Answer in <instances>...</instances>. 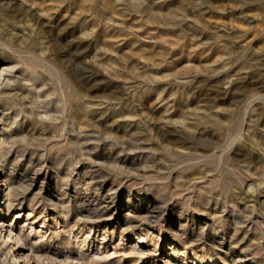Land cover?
<instances>
[{"label": "rangeland", "instance_id": "1", "mask_svg": "<svg viewBox=\"0 0 264 264\" xmlns=\"http://www.w3.org/2000/svg\"><path fill=\"white\" fill-rule=\"evenodd\" d=\"M1 68L2 238L52 264H264V0H0Z\"/></svg>", "mask_w": 264, "mask_h": 264}, {"label": "bare ground", "instance_id": "2", "mask_svg": "<svg viewBox=\"0 0 264 264\" xmlns=\"http://www.w3.org/2000/svg\"><path fill=\"white\" fill-rule=\"evenodd\" d=\"M38 18H39V16H38ZM43 26H45V25H43ZM4 72H5V70L1 68V70H0V80L2 79V73H4ZM239 136H240V128H238V130H237V134H236V137H234V141H238L237 139L241 137V136L240 137ZM3 137H4V135L2 133H0V140ZM238 157L241 159V162L243 163V166H244L243 169L245 170V172L247 174H249L250 176H255V173H252V172H254V170L257 169L255 167V165H258V163H260V161L258 160V158H255L254 159L251 154H247V155L240 154V155H238ZM252 169H254V170L251 171ZM261 174L262 173L259 172V176H261ZM261 179L264 180L263 177ZM0 182H2V184H0V192H2L4 194L5 193L8 194V196H7L6 199L0 198V214H2L3 209L6 210V212L7 211H11L12 210V206L14 204H17V205H20L21 206L22 200H19L18 194L11 192V188L10 187L12 185L9 186V183L7 182V179L3 175L2 172H0ZM4 182H6V184H3ZM258 188H262V187L259 185ZM105 195L106 194H104V197H105ZM260 203H261V200H259V203H258L259 206L261 205ZM33 206L34 205H30V207H33ZM108 206L109 205H107V204L104 207H102V206L100 207V205L99 206L98 205L97 206H93V205L84 206L82 208L81 214L78 215L80 218H78V219L75 220L74 225L72 227L74 228L75 226H77V229H78V226H79V225H77L78 223H80L81 225L82 224H87V223H89V224H99V222L97 221L99 219H104V218H108V217L113 218V215L110 214V212L107 210V207ZM53 209H54L53 210V214H54V216H53V222L56 223L58 217L63 218V216H64V218H63V226L64 227H67L68 224L66 222V217L68 216L67 215L68 213H64L63 210L58 209L57 204L56 205H53ZM205 210H202L200 208L199 210H196L195 213H193L194 216H193V219L191 220L193 226L194 225H197L200 228L201 226L206 227V226H209L210 225L209 228H211L212 233L213 232L214 233H216V232L218 233V231L220 230L219 227H218V224L220 223V220L222 218H218V217L214 216L213 213H209V212H207L208 210H206V211ZM215 213L216 212H214V214ZM65 215H67V216L65 217ZM12 221L13 220H10L11 223H12ZM34 222H35V220H33L31 223L25 224V226L31 229V228H33ZM146 222H148L149 224H152L151 222H149V220L146 221ZM130 223H133V221L132 220L131 221L129 220V224ZM153 224H155V223H153ZM10 226H11V224L8 225V226L6 225L7 230H6L5 236L3 238L0 236V264H5V263L6 264H19V262H20V264H52L53 263L52 257L49 256V254L47 253L48 251H44L43 249L38 248V247L35 246L37 244L36 243V240H37L38 236H37V238L32 237L31 241L33 240L32 242H34V243H29L28 242V238H29V235H30L31 232H28L27 235H25L20 230L13 231L12 229H10ZM40 226H41V228L45 227V229H47V226H45V224H43V223L40 224ZM128 226H130V225H128ZM132 226L133 225H131V227ZM135 227H136V225H135ZM118 228H119V226H118ZM125 228H123V231H124ZM127 228H126V230H127ZM92 229L93 228L90 227V233L92 232L91 231ZM113 229H114V226H113ZM131 230H133V229H131ZM102 236H104V234H102ZM214 236H215V234H214ZM146 237H148L147 234H144V235L142 234V235H140L137 238V240L140 241V242H142L144 240V238H146ZM178 238L180 239V237H178ZM149 240L152 241V242L153 241L155 242V239L153 237L152 238L149 237ZM9 241L11 243H9ZM7 243H9L8 249H6L7 247L5 249H2V247L5 244H7ZM182 245L184 247L186 246L183 243H182ZM216 246L218 248H220V249L223 248L222 245H216ZM190 248H191L190 250H191L192 256L194 258L193 261L198 262L200 264H210L211 263V258L209 256V254L206 253V250L205 249H202L201 254L199 255L197 252L194 251L195 248L192 245H190ZM153 249L154 248H152V250ZM132 253L136 254L138 252H136V253L135 252H132ZM139 255H140V257L137 259V261L142 260V258H143L142 256H145L144 255V252H140ZM182 255L184 257L186 255V253L185 252H182ZM136 256H137V254H136ZM204 256L206 258H204ZM224 257L227 260H229V261H234L233 258H232L233 257L232 254H229V255L228 254H225ZM236 259L241 261L243 258H241V256L238 255L236 257ZM144 261L145 260H142V263H144Z\"/></svg>", "mask_w": 264, "mask_h": 264}]
</instances>
